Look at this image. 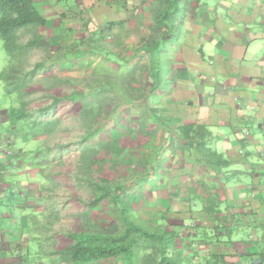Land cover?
I'll use <instances>...</instances> for the list:
<instances>
[{"label": "crops", "instance_id": "crops-1", "mask_svg": "<svg viewBox=\"0 0 264 264\" xmlns=\"http://www.w3.org/2000/svg\"><path fill=\"white\" fill-rule=\"evenodd\" d=\"M64 1L36 0L47 18L40 35L52 48L45 61L54 64L41 78L57 76L78 89L88 75L95 96L117 98L103 132L109 136L106 123L120 122V135L139 138L138 159L152 156L138 168L152 171L142 178L151 186L139 191L142 201H154L158 219L166 213L186 225L176 250L191 264L213 251L224 252L228 264H264L249 242L264 246V176L257 174L264 170V0H180L170 28L161 25L160 0H88L87 10L83 0L68 9ZM7 108L0 105V264H66L59 240L74 229L64 227V195L50 206L40 161L30 153L36 146L20 138ZM182 125L209 136L231 160L229 181L186 142ZM212 198L219 210L208 213ZM50 210L58 215L52 222ZM34 241L46 246L32 248ZM247 245L256 254H246Z\"/></svg>", "mask_w": 264, "mask_h": 264}, {"label": "trees", "instance_id": "trees-1", "mask_svg": "<svg viewBox=\"0 0 264 264\" xmlns=\"http://www.w3.org/2000/svg\"><path fill=\"white\" fill-rule=\"evenodd\" d=\"M103 1L116 2L119 0ZM160 1L163 6L159 12L163 17V20L160 21L161 25L170 28L169 21L178 16L181 2L180 0ZM46 25L47 18L36 0H0V37L4 42L8 56V64L0 72V79L4 83L5 95L16 94V99L15 97L10 99L7 114L10 124L19 129L21 139L29 140L30 137L38 139L40 136H52L62 125V119L56 113L57 108L66 98L57 92L52 93L54 83L46 87V90L51 94L50 102L31 106L26 99L34 91H37L38 76L50 73L49 71L54 65L47 66L45 58L36 61L31 67L27 65L31 51L37 48H50V43L40 35V31ZM25 32L30 33L27 40L22 39ZM39 80L42 82L43 79ZM72 100L74 102L77 98ZM74 106L77 107L76 110L79 113H85L86 105L75 104ZM95 111L92 109L85 115L94 116ZM178 129L188 144L195 142L204 161L210 165L218 166L223 171L226 181L231 179L233 175L229 170L231 160L211 145L209 136L206 137L199 129L195 130L196 135L192 134L194 127L191 125H182ZM101 130L102 127L99 125L82 135L79 142L88 144L83 155L84 171L82 176L78 173L79 171L73 173L78 175L76 179L87 181L91 190L89 198L81 197L69 186L65 189L69 192L70 198L84 207L83 211L77 213L83 217V221L77 224L76 229L65 234L70 242L58 251L66 264H95L105 260H117L121 264H191L190 257L186 256L184 252L176 250L177 242L185 241V237L181 236L180 231L181 226L184 225L182 221L171 219V223H168L169 216L166 213L156 221H151L150 218L144 216L142 218L135 217L134 201L136 193L145 187L143 181L140 183L135 181L127 187L112 189L101 178L94 176V163L86 159V152L100 150L95 144L96 141L100 142L97 140V135ZM100 143L102 146L104 145L103 142ZM58 147L57 151L60 153L64 145L61 144ZM52 150L53 148L47 144L38 146L30 152L35 160L40 161L38 163L39 173L44 180L42 188L48 192V199L51 202L62 189V183L54 177L55 174L52 171L47 169L49 161L56 157H50L49 153ZM115 150L119 151L117 148ZM10 154H13L12 150ZM127 167L129 166L127 165ZM2 169H6V165L3 163ZM151 173L152 171H150ZM257 174L264 176V170L258 171ZM209 200L205 211L208 213L218 211L217 198ZM55 205L54 201L50 204V206ZM101 210H106L107 213L111 210L116 212L124 227L117 230L111 226H105L104 220L94 221L93 214ZM56 218H58L56 211L50 210L49 220L52 222ZM248 239L240 242L248 241ZM249 242L258 249L256 253H259L260 257H264V246L252 239ZM227 243L233 242L224 241V244ZM244 252L248 255L256 254L251 252L248 245ZM144 254H147L146 259L143 257ZM201 264H228V262L224 252L213 251L201 259Z\"/></svg>", "mask_w": 264, "mask_h": 264}, {"label": "rangeland", "instance_id": "rangeland-1", "mask_svg": "<svg viewBox=\"0 0 264 264\" xmlns=\"http://www.w3.org/2000/svg\"><path fill=\"white\" fill-rule=\"evenodd\" d=\"M88 0H83L82 2V9L87 10L89 4L86 3ZM74 4L72 0H66L65 5L63 7L68 9L71 5ZM67 5V6H66ZM42 8V7H41ZM49 13H52L54 16L59 13L53 6L49 7ZM87 13V12H86ZM86 26V29L84 28ZM89 25L81 22V29H84L86 32L87 37L90 35L91 31L88 27ZM45 31V30H44ZM30 33H24L22 39L27 40L29 38ZM90 37V36H89ZM89 41H82L80 45L90 44ZM57 44V42H54ZM50 48H37L31 51L30 56L27 60L28 67H31L36 61L42 60L47 57L48 51H51ZM52 55V54H51ZM8 64V56L6 50L4 48V42L0 37V72H2ZM60 69H63L61 67ZM88 71V70H87ZM86 73V72H85ZM43 75V74H42ZM38 76L37 79V91H34L33 94L26 97L27 101L31 106H36L39 104L48 103L51 101V94L46 90V85H53L52 93H58L60 95L65 96V100L62 104L59 105L57 108V115L62 119V125L59 130L53 134L52 136H41L36 139L28 140L29 146H44L49 144L53 150L49 153L51 158H55L50 160L47 169L52 171L61 183L62 189L58 192V196H54V203L61 201V198L64 202V209L62 211V215L64 217L65 223V230L68 228L76 229L77 224H80L83 221V217L77 214L80 211H83L84 207L79 205L73 198H70L67 194L69 192L65 191L66 188H71L81 197L89 198L91 194V190L88 186L87 181L83 179H76L78 175L73 174L76 171L82 176L84 167L82 166L83 163V155L85 154L84 151L88 147L87 142H79L83 134H85L88 130L94 129L97 126H101L102 130L97 135V140L103 142L104 145L102 146L100 142L97 143L96 147H99L100 150H88L86 152V159L88 161H93V170L94 176L101 178L110 188L115 189L116 187H127L128 184H131L135 181L139 183L142 181V178H149L151 176L149 170H144L139 168V165L145 166L150 165L152 161V156L148 155L147 157H139L138 153V140L139 138L133 134V136L127 135H120V122L119 123H106L110 124V135L106 136L104 134L105 120L104 116L108 113H113L116 108H118V100L112 94L111 97L107 99L99 98V96H95L97 93L95 89H91L88 87L89 84V77L83 76L80 78V87L78 89H73L71 83L67 82L66 80H56L57 76L46 77L42 82L39 80L41 76ZM44 85V86H43ZM100 92V91H99ZM4 83L0 79V105L1 106H9L10 99H14L16 94L13 95H5ZM78 94V98L76 101L73 102V96ZM97 95V94H96ZM16 99V97H15ZM16 102V101H15ZM75 104L78 105H86L85 113H79L75 108ZM77 106V105H76ZM96 110L95 115L91 117L86 116V112L88 113L90 110ZM9 118V117H8ZM10 122V120H9ZM122 125L124 123H121ZM135 124V123H134ZM129 133V131H127ZM11 139L8 137L7 141ZM11 141H13L11 139ZM7 143V142H6ZM19 144V143H18ZM17 144V145H18ZM64 145L61 152L57 151L59 145ZM13 145V144H12ZM101 145V146H100ZM6 146L4 147V149ZM119 151H116L115 149ZM136 161L135 164H131L130 161ZM138 161V162H137ZM127 165L129 167H127ZM48 171V172H49ZM148 182V181H147ZM150 183V181H149ZM80 184V185H79ZM151 186L146 184L143 189H149ZM142 192V190H141ZM138 192V198H135L134 205V213L135 217L142 218L143 216L146 218H150L151 221L158 220L156 214L160 209L154 207V201L143 202L142 193ZM61 195H64L61 197ZM68 197V198H67ZM58 200V201H57ZM51 204V200L48 201ZM106 210H101L95 212L93 214L94 221L96 220H104L106 222L105 226H111L116 228L117 230H121L124 227L123 222L121 221L118 214L114 211H109V213L104 212ZM175 219L174 216L169 215L168 223H171L170 220ZM184 224V223H183ZM101 227V226H100ZM186 225L181 226V234L186 231ZM96 229V228H95ZM63 240L66 244L70 242V240L65 236L64 239L61 238L60 242ZM37 241V240H36ZM32 242V248L40 250V245L44 244L46 246V241H43L41 244L39 242ZM34 244V245H33ZM146 255L144 254V259H146ZM112 264H121V262L117 260H112Z\"/></svg>", "mask_w": 264, "mask_h": 264}, {"label": "built area", "instance_id": "built-area-1", "mask_svg": "<svg viewBox=\"0 0 264 264\" xmlns=\"http://www.w3.org/2000/svg\"><path fill=\"white\" fill-rule=\"evenodd\" d=\"M263 131H264V128H263ZM11 153V151H8V154H10Z\"/></svg>", "mask_w": 264, "mask_h": 264}, {"label": "clouds", "instance_id": "clouds-1", "mask_svg": "<svg viewBox=\"0 0 264 264\" xmlns=\"http://www.w3.org/2000/svg\"><path fill=\"white\" fill-rule=\"evenodd\" d=\"M9 151H11V150H9Z\"/></svg>", "mask_w": 264, "mask_h": 264}]
</instances>
